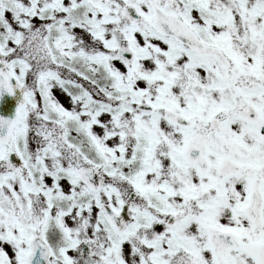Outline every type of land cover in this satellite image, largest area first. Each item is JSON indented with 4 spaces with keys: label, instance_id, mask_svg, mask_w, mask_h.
Segmentation results:
<instances>
[{
    "label": "snow or ice",
    "instance_id": "6c2138e0",
    "mask_svg": "<svg viewBox=\"0 0 264 264\" xmlns=\"http://www.w3.org/2000/svg\"><path fill=\"white\" fill-rule=\"evenodd\" d=\"M0 264H264V0H0Z\"/></svg>",
    "mask_w": 264,
    "mask_h": 264
}]
</instances>
